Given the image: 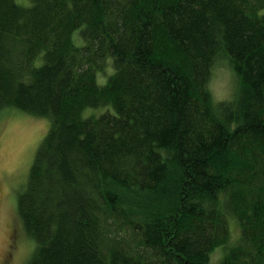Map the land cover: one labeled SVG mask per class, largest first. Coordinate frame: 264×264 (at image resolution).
<instances>
[{"label":"trees","instance_id":"1","mask_svg":"<svg viewBox=\"0 0 264 264\" xmlns=\"http://www.w3.org/2000/svg\"><path fill=\"white\" fill-rule=\"evenodd\" d=\"M220 58L239 89L214 104ZM5 108L50 121L17 196L28 264H210L222 247L217 264H264V0H0Z\"/></svg>","mask_w":264,"mask_h":264},{"label":"rangeland","instance_id":"2","mask_svg":"<svg viewBox=\"0 0 264 264\" xmlns=\"http://www.w3.org/2000/svg\"><path fill=\"white\" fill-rule=\"evenodd\" d=\"M18 5L27 6L29 0H15ZM73 44L82 46L79 35L73 36ZM207 85L214 104L232 100L239 89V81L231 70L228 60H216ZM97 74V83L104 85L108 75ZM104 111L88 109L83 118L99 116ZM50 121L33 117L15 108L0 111V264H28L34 253V241L23 230L17 208V196L24 190L28 173L36 156V150L46 137ZM230 238L233 244L240 237L236 220H229ZM223 247L216 248L210 256V264H217L223 258Z\"/></svg>","mask_w":264,"mask_h":264}]
</instances>
